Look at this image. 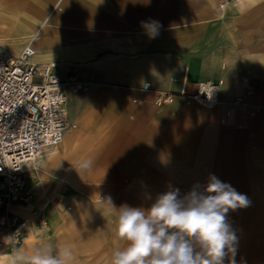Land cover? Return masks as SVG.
Segmentation results:
<instances>
[{
	"label": "crops",
	"instance_id": "1",
	"mask_svg": "<svg viewBox=\"0 0 264 264\" xmlns=\"http://www.w3.org/2000/svg\"><path fill=\"white\" fill-rule=\"evenodd\" d=\"M26 45L32 63L88 90L68 98L75 127L25 166L29 198L11 209L26 221L21 247L111 264L124 241L108 199L147 209L210 174L249 201L228 212L231 230L264 229L251 220L264 215V0H0V49ZM205 81L219 85L210 109L188 100ZM160 93L171 102L156 104Z\"/></svg>",
	"mask_w": 264,
	"mask_h": 264
},
{
	"label": "clouds",
	"instance_id": "2",
	"mask_svg": "<svg viewBox=\"0 0 264 264\" xmlns=\"http://www.w3.org/2000/svg\"><path fill=\"white\" fill-rule=\"evenodd\" d=\"M142 27L150 39L158 35L157 21L142 22ZM90 166L87 160L81 164ZM107 203L117 211L114 234L124 241L113 252L111 264H224L236 242L227 214L247 207L249 201L210 174L205 185H194L183 196L179 189L158 194L147 209L127 204L116 208L110 199ZM73 260L71 247L48 243L30 250L14 248L9 264H71Z\"/></svg>",
	"mask_w": 264,
	"mask_h": 264
},
{
	"label": "built area",
	"instance_id": "3",
	"mask_svg": "<svg viewBox=\"0 0 264 264\" xmlns=\"http://www.w3.org/2000/svg\"><path fill=\"white\" fill-rule=\"evenodd\" d=\"M33 54L30 45L18 55L0 49V235L14 236L9 239L13 245L19 244L26 225L10 211L13 203L29 198L25 166L60 144L64 133L75 127L67 116L68 98L88 90L74 77L62 80L54 75L53 65L32 63ZM218 90L216 83L201 82L188 100L210 109L217 103ZM171 100L170 94L160 93L156 104Z\"/></svg>",
	"mask_w": 264,
	"mask_h": 264
},
{
	"label": "rangeland",
	"instance_id": "4",
	"mask_svg": "<svg viewBox=\"0 0 264 264\" xmlns=\"http://www.w3.org/2000/svg\"><path fill=\"white\" fill-rule=\"evenodd\" d=\"M59 145V144H58ZM102 200L106 199L102 195ZM22 202L17 201L10 206L13 209L15 205H22ZM11 211V210H10ZM264 227V215H254L253 219ZM257 223V224H258ZM256 224V225H257ZM236 236L235 251L224 258V264H230V260L234 264H264V229H254L241 231V238L238 237L237 230H232ZM26 234L24 230L22 238L17 245H13L9 241L7 234L0 235V264H9L11 254L14 248L21 247ZM84 264H93L91 262H85ZM108 264V263H102Z\"/></svg>",
	"mask_w": 264,
	"mask_h": 264
}]
</instances>
